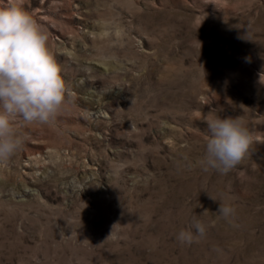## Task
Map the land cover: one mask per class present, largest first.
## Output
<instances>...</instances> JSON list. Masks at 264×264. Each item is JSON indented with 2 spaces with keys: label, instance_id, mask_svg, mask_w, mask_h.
<instances>
[{
  "label": "rangeland",
  "instance_id": "374dc122",
  "mask_svg": "<svg viewBox=\"0 0 264 264\" xmlns=\"http://www.w3.org/2000/svg\"><path fill=\"white\" fill-rule=\"evenodd\" d=\"M24 7L49 33L66 103L49 124H16L0 264H264V0ZM210 110L252 134L226 175L200 163ZM193 216L206 235L182 245Z\"/></svg>",
  "mask_w": 264,
  "mask_h": 264
},
{
  "label": "clouds",
  "instance_id": "9594fccd",
  "mask_svg": "<svg viewBox=\"0 0 264 264\" xmlns=\"http://www.w3.org/2000/svg\"><path fill=\"white\" fill-rule=\"evenodd\" d=\"M24 4L25 0H4L0 4V165L23 146L24 138L16 130L18 121L49 124L66 103L67 85L51 49L49 33ZM205 122V151L200 163L205 171L226 175L248 154L252 134L239 116L225 117L210 110ZM218 201L217 213L229 220L234 207L223 198ZM207 227L193 216L191 229H181L176 239L182 245H191L205 237Z\"/></svg>",
  "mask_w": 264,
  "mask_h": 264
}]
</instances>
